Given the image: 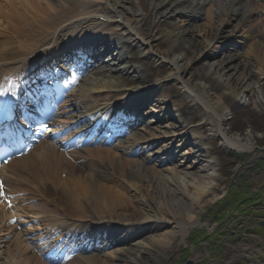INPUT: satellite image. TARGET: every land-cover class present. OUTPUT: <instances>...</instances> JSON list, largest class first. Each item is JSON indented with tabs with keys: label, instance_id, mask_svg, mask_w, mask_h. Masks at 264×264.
Instances as JSON below:
<instances>
[{
	"label": "bare ground",
	"instance_id": "obj_1",
	"mask_svg": "<svg viewBox=\"0 0 264 264\" xmlns=\"http://www.w3.org/2000/svg\"><path fill=\"white\" fill-rule=\"evenodd\" d=\"M149 3L156 7L158 22L170 18V27L164 32L171 41L166 49L157 48L159 29L153 31L138 0H0V33L10 32L15 38L10 47L4 46L6 41H0L1 83H10L17 89L22 83L18 79L21 75L30 78L27 69L32 66L27 61L39 49L44 50L42 59L46 62L41 72L51 76L55 71L48 61L49 54L59 51V55H70L73 49H64L72 43L85 47L87 43L79 42L85 38L104 46L113 45L114 49L108 48L114 53L112 58L108 59V54L103 56L101 51L83 53V66L76 72L71 69L77 81L69 89L63 118L78 131L84 125L81 122H85L84 126L90 124L92 114L102 118L113 106L119 109L114 111L116 116L121 113L125 117L122 126L128 127L121 137L111 141L112 146L87 147L80 159L68 157L67 153L73 150L63 151L50 138H42L36 152L30 150L14 157L0 168V172L10 173L0 179V264H159L178 234L184 236L191 227L204 224L197 217V210L202 207L203 198L214 191L216 157L201 153L207 146V136L200 128L210 121V136L220 138L225 146L238 150L253 148L251 136L243 140L240 133L230 132L225 114L230 103L237 106L243 102L264 109V0ZM196 13L205 22L193 21L190 15ZM178 16L188 20L181 23ZM242 27L249 31L245 54L232 52L228 46ZM101 29L131 35L146 55L168 61L170 75L185 87V95L205 120L191 126L194 117L190 106L174 105L163 91L153 100L160 113L156 122H152L153 117L148 121L136 120L138 110L129 118L125 109L131 111L139 100L147 101L152 92L157 94L159 83H151L142 65L128 60L120 45L125 39ZM196 61L205 63L219 90L205 79L194 81L193 75L189 76ZM16 69L21 70L18 78L14 76L10 82L7 74ZM125 73H134L139 86L127 87L122 81ZM167 114L173 124L170 128L164 126V132H173L175 136L188 131L190 138L186 140H194L195 154L189 150L182 156L173 153L172 135H162L161 141L155 139L162 127L158 126L161 117ZM139 125H145L144 129ZM110 133L109 130L108 137ZM163 142L165 146L155 153L151 151ZM147 147L149 153L145 154ZM17 181L20 186L15 187ZM5 187L32 193L36 202L31 207L16 194L7 197L2 192ZM130 205L137 209L128 214L118 213ZM30 212L36 216H30ZM100 224L111 229V233L97 239L85 238L82 241L87 250L81 249L82 241L75 240L89 235V229ZM48 234L55 236L54 242L45 239ZM37 239L46 251L70 240L73 247L66 251L67 259L63 260L55 249H50L46 256L37 246Z\"/></svg>",
	"mask_w": 264,
	"mask_h": 264
},
{
	"label": "rangeland",
	"instance_id": "obj_2",
	"mask_svg": "<svg viewBox=\"0 0 264 264\" xmlns=\"http://www.w3.org/2000/svg\"><path fill=\"white\" fill-rule=\"evenodd\" d=\"M138 1L141 5H143V11L147 16L148 23L153 25V31L159 29L157 32V39L155 41V44L158 45L157 48L159 50L166 49L171 41L164 34V32L170 27V18L166 17L164 18L165 20L158 22L156 7L151 5L149 0ZM144 3H148L149 5L145 6ZM190 17L194 18L195 20L193 21L197 23L205 22L204 18L198 15V13L190 15ZM177 19L181 23L188 20L186 16H178ZM248 34L249 31L247 30V27H242L228 42V46H231L230 51L245 54V51L248 50V45L245 43V40L249 37ZM117 35L121 36L122 39H125L122 46L125 53L129 57V61L142 65L145 73L149 76V81L160 83L161 92L163 91L169 94V97L173 101L174 105L182 103V105L190 106V110H192L194 117V120L191 118V126L195 127L202 120H205V117H203L201 112L197 110L196 105L192 104L190 99L185 95V87L177 79H175L173 75H170L171 71L169 69L170 65L168 64V61H161L156 59L154 56L146 55L140 46H137L135 41H132L133 36L122 32H117ZM0 41H6L4 46L6 45L10 47L14 44L15 38L10 32H1ZM131 74L132 75H127L125 73V75H123L122 81L127 87H134L140 84L134 73ZM190 75H193L194 81L205 79L212 85L213 89L219 90L217 82L208 75L206 65L203 61H196L192 64L189 70V76ZM254 76L257 77V73H254ZM159 114L160 113L158 112L153 114L154 121L158 118ZM161 115L163 114L161 113ZM150 117L152 116H149V118ZM161 118L162 122H159L161 124L156 123L158 126H162L158 128L159 135L155 138L159 141L163 140L161 137L162 135L168 137V135L171 136L174 134L173 132H164V126L167 125L168 128H170L173 124V121L169 119V115ZM225 118L231 133H240V136L244 140H247V137L251 136L253 143L257 144L258 147H255L256 149L254 148L253 152L239 153L238 151L225 146L220 138L210 136V121L204 127L200 128L203 135L207 136V146L204 149V152L201 153H212L216 157L217 174L215 177L214 191L213 193L210 192L203 198V205L197 210V217L204 224L191 227L184 236L182 234H178L172 243L165 249L159 264H185L187 259H193L192 264H238L239 262L240 264H255V262L264 263V231L262 237L258 236L255 239L256 247L247 248L250 251V254L247 255L248 252L246 251L238 258H231V248L227 247V242L225 241L226 238L223 237L225 236L223 234L227 232L225 229L229 230V233L230 230H236L235 233H230L235 235L240 232L243 233L246 230V227H248L249 224L246 225L245 223L249 222L244 221L245 223H242V217L235 215L239 212L246 213V210L243 208L247 205L245 203L243 207L242 202H246L248 200L246 197L255 194V183L257 186L258 184H261L259 188L264 189V156L258 160L257 165H255L256 162L254 163L255 159L262 155V150L259 146H264V109L261 106L255 107L251 104L243 102H240L237 106L230 103L229 109L226 111ZM144 126L145 125H139L141 129H144ZM189 136L188 131L181 135H172L174 146L171 149L172 151L174 150L173 153L182 156L185 154V151L189 150L191 154H195L196 148L193 149L194 140H186V138H190ZM165 143L166 142L159 143L157 147L151 149V151L155 153L159 147L165 146ZM99 146L105 147L107 145L96 143L90 147L96 149ZM165 148L168 149L169 144ZM169 152H171V150H169ZM147 153H149L148 150L145 154ZM72 154L76 158L81 156L79 151H75ZM197 154H199V152ZM69 156L70 155H68V157ZM241 157H243L244 163L241 161L232 165L233 168L228 174L229 178L226 179L227 177L225 173L230 164ZM248 163H254L255 168L245 169V166ZM228 180L235 181L237 184L234 187H231L232 183ZM215 194L219 197L217 198ZM21 195L24 197L25 194L21 193ZM223 195H226V197ZM243 196H245V199ZM259 196V201H262V194L260 195L259 193ZM235 198H238V201H235ZM254 201L255 198L251 199L248 204H251ZM25 203L32 205L34 204V201H25ZM134 204L137 206L139 205L136 200L134 201ZM136 209L137 208L134 205H130L129 207L119 209L118 213L128 214ZM254 222V220L250 221V225L254 224ZM229 223H231L234 228L230 225L227 228ZM210 226H216L217 228V230L212 234L210 233ZM3 234H5V232Z\"/></svg>",
	"mask_w": 264,
	"mask_h": 264
},
{
	"label": "snow or ice",
	"instance_id": "obj_3",
	"mask_svg": "<svg viewBox=\"0 0 264 264\" xmlns=\"http://www.w3.org/2000/svg\"><path fill=\"white\" fill-rule=\"evenodd\" d=\"M4 93H0V95H3Z\"/></svg>",
	"mask_w": 264,
	"mask_h": 264
}]
</instances>
